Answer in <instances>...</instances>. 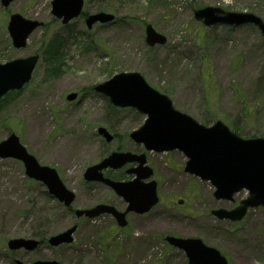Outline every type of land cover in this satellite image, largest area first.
Listing matches in <instances>:
<instances>
[{
  "label": "rangeland",
  "instance_id": "obj_1",
  "mask_svg": "<svg viewBox=\"0 0 264 264\" xmlns=\"http://www.w3.org/2000/svg\"><path fill=\"white\" fill-rule=\"evenodd\" d=\"M51 0L0 3V63L40 54L44 37L65 36L66 66L57 77L43 79L38 60L30 81L0 101V141L14 132L40 164L54 167L75 194L65 207L46 186L29 178L21 161L0 157V264L14 259L47 257L61 264H188L184 252L164 237H199L217 248L228 264H264V206L247 210L240 220L219 219L213 209H231L248 196L216 199L214 186L183 171L179 150L147 151L129 133L145 118L132 107H117L94 85L121 71L139 72L173 106L209 126L221 120L243 138L264 136V37L251 24L204 26L193 10L217 6L246 11L264 20V0H84L83 11H105L114 19L88 29L83 17L67 26L50 13ZM19 13L43 23L23 48L12 46L8 17ZM150 23L165 35L148 46ZM76 97L67 100V94ZM114 139L106 142L97 128ZM114 150L145 154L157 184L158 202L145 213L130 212L121 227L113 217L76 218L74 209L106 202L123 210L124 200L100 182H86V167ZM112 175L120 176L121 170ZM182 201V202H180ZM77 224L70 244L26 253L10 250L7 240L40 239Z\"/></svg>",
  "mask_w": 264,
  "mask_h": 264
},
{
  "label": "water",
  "instance_id": "obj_2",
  "mask_svg": "<svg viewBox=\"0 0 264 264\" xmlns=\"http://www.w3.org/2000/svg\"><path fill=\"white\" fill-rule=\"evenodd\" d=\"M13 0H0L3 7ZM84 0H51L50 13L66 24L81 15ZM193 17L204 26H243L254 25L264 37V20L252 12L229 11L217 6H204L193 10ZM114 15L105 11L92 12L86 15L84 22L88 29L96 23L112 21ZM42 22L29 19L19 13L8 17L7 31L15 48L26 46L30 34ZM145 42L148 46L163 44L165 35L158 32L150 23L144 27ZM39 60V54L15 58L0 63V99L9 91L20 90L31 79L33 70ZM94 90L106 96L109 102L117 107H132L145 115L143 123L129 133L136 143L146 150L157 153L179 150L186 160L183 171L208 181L214 186L213 196L216 199L233 200V195L242 189L248 196L231 209H213L211 214L219 219L240 220L249 208L264 206V136L243 138L233 132L221 120L206 126L199 123L189 114L176 109L170 98L151 87L136 71H121L94 86ZM76 97L75 92L66 96L67 100ZM106 142L113 135L103 126L97 128ZM0 157L20 160L24 172L29 178L41 181L48 192L64 206H69L75 198L72 190L60 179L56 169L41 165L36 157L29 153L11 132L0 141ZM136 165L127 169L134 176L130 180H115L104 177L105 168H120L127 163ZM153 170L146 164L144 153L132 151H112L98 163L86 167L83 177L88 181H101L111 187L127 203L125 210L106 203H97L91 207L75 209L76 218L85 216L95 218L107 213L114 217L116 223L123 227L127 223L126 214H142L158 202L156 181L149 179ZM182 202V201H180ZM77 225L50 235L47 242L58 246L73 241ZM165 241L182 250L188 264H228L220 251L204 243L199 237L165 236ZM39 241L32 238L16 237L7 240L9 249L25 248L31 250ZM18 264H23L17 261ZM29 264H61L57 260H35Z\"/></svg>",
  "mask_w": 264,
  "mask_h": 264
},
{
  "label": "trees",
  "instance_id": "obj_3",
  "mask_svg": "<svg viewBox=\"0 0 264 264\" xmlns=\"http://www.w3.org/2000/svg\"><path fill=\"white\" fill-rule=\"evenodd\" d=\"M85 14L83 12V15ZM65 41L66 38L61 33H53L42 39L39 51L40 59L44 64L43 79L54 78L62 74L66 66ZM14 93V91L7 93L1 101L7 98L9 94ZM234 131L240 134L236 128Z\"/></svg>",
  "mask_w": 264,
  "mask_h": 264
},
{
  "label": "flooded vegetation",
  "instance_id": "obj_4",
  "mask_svg": "<svg viewBox=\"0 0 264 264\" xmlns=\"http://www.w3.org/2000/svg\"><path fill=\"white\" fill-rule=\"evenodd\" d=\"M113 139H114V136H113ZM135 152V151H133ZM135 153H138V152H135ZM142 153V152H141ZM136 165L135 162H131V163H127L125 164L124 166L120 167V168H116V169H112V168H105L102 170V173H103V176L104 177H109L111 179H115V180H130L132 179L133 177V173H128L127 172V169H130L132 167H134ZM113 170H121V172L123 173L122 175L120 176H116V175H112L111 172H113ZM84 179V178H83ZM85 180V179H84ZM86 182H100V181H88V180H85ZM101 183V182H100ZM104 184V183H103ZM105 185V184H104ZM107 186V185H106ZM108 188H110L109 186H107ZM111 189V188H110ZM112 190V189H111ZM119 209V208H118ZM39 240H41L39 242V244L31 249V250H27V249H22V251H25L26 253L28 252H32V251H37L38 252V249L40 248V246L44 243L46 244V246L48 247H51L47 244L46 242V237H41ZM21 249V248H20ZM20 249H17V250H20ZM48 259H53V258H47V257H41V258H35V259H31V260H20V259H14V264H18L17 261H21L23 264H29V263H32L33 261L35 260H48Z\"/></svg>",
  "mask_w": 264,
  "mask_h": 264
}]
</instances>
